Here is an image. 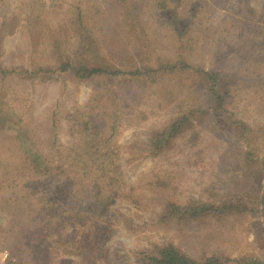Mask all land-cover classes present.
Returning a JSON list of instances; mask_svg holds the SVG:
<instances>
[{
	"label": "rangeland",
	"instance_id": "obj_1",
	"mask_svg": "<svg viewBox=\"0 0 264 264\" xmlns=\"http://www.w3.org/2000/svg\"><path fill=\"white\" fill-rule=\"evenodd\" d=\"M155 1L0 0V126L17 121L16 131H8L24 141L21 149L13 151L8 141L0 144V264H142V251L169 243L198 260L214 255L233 260L244 254L264 260V199L259 201V193L264 195V162L260 161L264 159V106H259L264 97L250 89L245 92L248 85L238 79L232 90H243L236 91L238 96L222 113L192 84V76L179 70L166 72L171 71L170 61L179 55L188 58L193 47L187 42L189 36L178 42L176 28L168 24L169 11L160 12ZM168 1L177 3L182 28L202 24L192 30L195 36L218 30V38L227 18H234L240 29L247 13L240 8L242 3L264 17V0ZM128 7L144 24L136 32L123 14ZM79 13L83 30L76 21ZM231 28L225 27V34L233 33ZM77 30L82 36L74 33ZM84 34L97 40L91 48L82 49L79 42ZM258 39L264 40V34ZM215 42L214 38L199 41L190 59L207 70L219 63L225 70L235 69L236 63L212 58ZM22 46L24 51L15 50ZM61 55L108 72L93 76L78 69L58 72ZM144 65L151 68L150 76L135 72ZM257 65L248 63L244 74ZM13 67L17 68L10 73ZM196 106L208 111L194 119L192 137L188 133L172 147L153 152L150 142L155 131ZM227 117L254 128L249 142L230 136ZM4 132L0 129V134ZM89 135H95L92 144L85 143ZM77 143L115 166L114 176L101 171L83 176L78 168L71 173L73 188L86 191L84 195L109 192L106 207L95 218L91 205L82 202L78 209L89 214L90 221L68 222L65 212L58 226L46 230L32 226L31 221H36L29 208L46 194L47 200L52 183L33 180L35 172L25 162L26 155L41 147L49 166L58 169ZM248 144L254 149L250 164L245 156ZM13 164L16 169L7 174L6 168ZM60 194H52L55 207L65 199ZM226 197L241 199L249 210L242 211L238 203L237 208L209 210L196 219L166 216L171 202L218 204ZM24 224H28L22 233L26 235H21L19 225ZM84 224L95 226L90 238L85 236Z\"/></svg>",
	"mask_w": 264,
	"mask_h": 264
},
{
	"label": "trees",
	"instance_id": "obj_2",
	"mask_svg": "<svg viewBox=\"0 0 264 264\" xmlns=\"http://www.w3.org/2000/svg\"><path fill=\"white\" fill-rule=\"evenodd\" d=\"M155 4L159 6L160 9H162L160 12L164 13L169 11L168 24H171L169 26H171L172 29L176 28L178 42L181 43L189 36V40H187V42L193 47L192 52H189L188 58L183 57V55H179V58L176 61H170V64L167 65V68L171 71L166 72H175L176 70H179L180 72H185L183 74L188 75L189 77L192 76V84L200 90H203L204 95L207 97V101L209 103L213 102L212 107L216 110L218 109L217 111L222 113H225L228 110L226 105L232 104L233 101L231 102V100L235 98V96H238L236 91L238 93L239 91L241 92L243 90L241 88H237L236 86V88H233L232 90L231 85H233V82L238 81V79L239 81H244V83L248 85L244 90L245 92L246 89H250L254 93L264 97V79L261 77L264 75V65L260 63L261 55H263L262 52H264V40L259 41L258 39L260 33H262V35L264 34V17L262 16V12L259 13L255 7H251V5L242 3L240 8L246 9L247 13L245 12V18H242L241 20L239 26L240 29L235 26L234 21L236 22V20L234 18V21L233 19L227 18L223 20V22L226 24L219 32L220 36L216 38L215 33L218 32V30H216L214 33L210 32L209 35L201 34L199 36H195L194 33H196V30L195 32H192V30L196 28L199 29L200 25H202L198 22H195L190 27H187L188 30L182 28L185 26L183 24V16L179 13L178 7L176 6L177 3H169L168 0H157L155 1ZM129 10V7L124 8L123 14H127L129 17L127 20L129 23H133L130 25V27L136 28L134 30V32H136L138 31V28H142L144 24L140 20H136L134 15L128 12ZM82 18L83 14L79 13L76 21H78L79 27L81 26L80 28L83 30L84 26L82 23ZM225 27H227L228 30L230 27H232L231 29L233 30V33L225 34ZM78 30L74 33H76L77 36H82L81 34H78ZM84 35L85 39L79 42L83 46L82 49L91 48V44H93V42H97V40L94 39L93 35ZM213 38L216 42L214 44L215 47L212 46L213 42L211 43V49H213V52L211 53L212 58L218 63H236L237 65L235 69H231L232 71L225 70L223 65L221 66L220 63L219 67H216V69L207 70L201 65L194 63V61L190 59V56L196 52V46L199 45V41L202 39L211 41ZM24 49V46L15 48V50L18 51H24ZM67 58H69V56L64 57V55H61V64L56 71L65 72L71 71L72 69H78L79 73L88 72V75L90 76L108 72L106 69L101 67H92L90 65L87 67L83 66V64H75V61L68 60ZM248 63L258 65L257 67H252L247 74H244L248 70ZM16 68L17 67H13L10 73H14ZM23 68L24 67H21L22 71ZM38 69L47 71L41 66ZM150 70V67L144 65L140 69H136L135 72L145 73L150 76L149 73L152 72H149ZM244 70L245 72H243ZM112 72L117 73L115 71ZM253 80H255V82ZM260 102L259 106H264V99H260ZM196 107L198 108H194L188 113L182 112L166 128L155 131V137L150 142V144L153 146V152H160L169 146L172 147V143L175 142L177 138L186 136L188 133L190 137H192L194 128L196 126V121L194 119L208 111L203 109L204 107ZM1 110L2 108L0 107V111ZM226 121H229L227 127L229 128V134L232 138L237 139L238 141L246 140V142L251 140L250 133L255 131L254 128L252 129L251 127L247 126L245 122L239 119L236 120V118L233 119L231 117H227ZM17 124L18 122L16 121L13 123V125H8L6 123L0 126V129H5V132L0 134V144L6 143V141H8V149H11L12 151L21 149L24 143L22 138L17 136L14 132L8 131L17 128ZM78 134L81 135L79 130ZM94 138L95 135H89L86 137L85 143L92 144V139L94 140ZM248 145L245 147V156L246 161L250 164V156L254 149L250 144ZM249 147H251V150ZM91 151V148L86 149L79 143L75 144L73 149H71L70 155L68 156L69 160L65 162L63 167L60 163L58 165V169L49 166V158L41 147L40 149H36L34 153L26 155L25 162L30 163L32 170L35 172V177L33 180L38 183L43 181V184H46L47 182L52 183V191L49 193L47 200L44 201V198H46L47 195L46 194L41 198L38 204L36 203V207L32 204L29 208V214L33 215V219L36 221H31L34 223L32 226H40L45 230L52 226V224L53 227L55 225L58 226L64 219L61 218L60 215L65 214V212L68 213L66 216V220H68V222L76 223L82 222L86 219L90 221V215H83L78 209V204L82 202L87 203V205H91L92 211L90 213L92 216L95 218L99 216V213L106 207V205L103 204L108 200L109 192H105V189H103L101 192H97L95 195H84L86 191H78L77 189L73 188V181L71 179V173L75 170V168L80 169V173H82L83 176L87 175L88 173L98 171H101L102 175H107V172L110 173V176L115 175L113 173L115 170L114 164L107 161H102L101 158L96 155L95 151ZM110 154L111 152L108 153V155ZM3 155L4 157L6 156L5 154ZM260 161L264 162V159H261ZM104 163H106V165H103ZM109 164H112V166H109ZM14 166L15 164L7 168L5 167V172L8 174V170H12L13 173V171L16 169ZM20 168L21 167H19V169ZM12 173L10 176H12ZM16 180L18 182V178ZM101 182L97 184H100V186L101 184H105V182ZM89 185L91 186V182H89ZM245 190V192H248L249 189L245 188ZM55 191H57V194L61 193L60 195L62 198H65H61L62 200L59 201L57 207H55L54 203H52V201L56 199H51L53 197L52 194L55 193ZM263 196V194L259 193V201L264 199ZM74 197L77 199H74ZM239 200L236 201V198L234 197H226L218 204L204 202L201 200H189L188 202L183 203L175 201L169 204L166 216H181L182 218L196 219L199 218L203 212L209 210L222 212L237 208L238 203H241L239 205H242V211L249 210V205L247 203L240 202ZM24 205L26 208L28 207L26 203H24ZM250 210L253 212L256 211L254 208ZM18 218L19 217H13V219ZM18 223L19 222H16V225H18ZM19 226V228H21L19 234L26 235L22 233H24V230L26 229L25 227H27L28 224ZM82 226L86 228L88 227L85 232L87 235L85 236L90 238L94 233L93 231L95 230L94 224L89 226L84 224ZM140 261L142 264H230L232 261L233 264H264V260L258 259L257 257L249 254L241 255L238 258H234L233 260H231V258H223V256L220 255L204 257L203 260H198L171 243L155 246L151 250L142 251L140 253Z\"/></svg>",
	"mask_w": 264,
	"mask_h": 264
}]
</instances>
